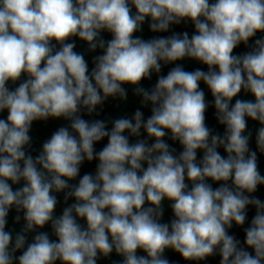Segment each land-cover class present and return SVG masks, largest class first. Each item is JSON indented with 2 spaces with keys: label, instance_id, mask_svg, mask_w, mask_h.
<instances>
[{
  "label": "clouds",
  "instance_id": "clouds-1",
  "mask_svg": "<svg viewBox=\"0 0 264 264\" xmlns=\"http://www.w3.org/2000/svg\"><path fill=\"white\" fill-rule=\"evenodd\" d=\"M149 17L153 32L190 19L196 34L134 38ZM102 30L113 36L107 43ZM258 31L264 32V0H0V112L7 111L0 119V264H96L99 254L107 257L113 250L123 264H169L165 249L185 260H203L218 249L220 264H264V201L245 195L264 185V176L249 150L251 133L243 135L246 117L258 121L256 143L264 152V38L255 40L252 51L233 55ZM74 36L90 51L103 49L91 72L75 44L65 43ZM185 57L208 71L177 65L151 90L139 86L153 71L160 73L161 62ZM22 74L28 78L10 90L7 83ZM201 81L211 90L218 122L226 126L222 136L205 126ZM123 84L137 86L142 103L151 105L149 117L137 110L116 119L111 129L102 120L81 118V109L92 114L108 97L126 99ZM242 89L254 101L232 104ZM50 117L69 120L71 131L59 128L33 158L25 150L30 127ZM141 129L153 143H130L129 136L139 137ZM168 132L183 147L178 156L164 140ZM105 138L97 152L94 144ZM197 150L203 152L199 162ZM85 160L98 161L95 175L70 184ZM60 192L75 203L57 217L53 193ZM165 198L172 201L170 224L160 222ZM250 205L256 214L244 230L245 244L254 254L228 234L233 222L245 224ZM13 207L25 221L14 239L5 230ZM49 223L57 240L38 232L25 249L26 234ZM138 249L146 255L138 256Z\"/></svg>",
  "mask_w": 264,
  "mask_h": 264
}]
</instances>
